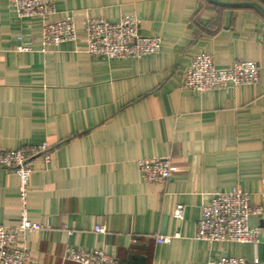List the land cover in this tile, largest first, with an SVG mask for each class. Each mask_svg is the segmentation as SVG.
<instances>
[{
  "label": "crops",
  "instance_id": "crops-1",
  "mask_svg": "<svg viewBox=\"0 0 264 264\" xmlns=\"http://www.w3.org/2000/svg\"><path fill=\"white\" fill-rule=\"evenodd\" d=\"M47 19L20 18L0 0V149L42 146L27 190L21 234L30 264H74L70 249L103 251L121 264H212L222 256L264 264L258 245L196 238L202 208L235 188L264 206V0H54ZM74 15L77 39L43 52V25ZM136 16L162 38L157 54L108 59L87 52V18ZM20 38L22 40H20ZM24 44L28 51H16ZM199 53L219 69L260 67L257 84L195 93L183 77ZM168 158L172 176L146 184L143 160ZM178 205L182 219L175 217ZM19 178L0 167V225L21 221ZM96 226L107 233L95 232ZM157 236L173 237L159 244Z\"/></svg>",
  "mask_w": 264,
  "mask_h": 264
},
{
  "label": "built area",
  "instance_id": "built-area-1",
  "mask_svg": "<svg viewBox=\"0 0 264 264\" xmlns=\"http://www.w3.org/2000/svg\"><path fill=\"white\" fill-rule=\"evenodd\" d=\"M20 18L41 17L44 20L56 13L54 0H14ZM87 52L94 57L108 59H141L157 54L162 47V38L145 36L141 33V22L136 16H124L118 23L104 19L85 20ZM77 39L74 15L57 22L43 25V52L50 46L56 47ZM20 40H22L20 38ZM24 44L16 51L25 52ZM260 80V67L253 61H239L229 69H219L210 55L199 53L183 77V87L195 93L229 89L231 87L257 84ZM50 153L42 146L21 150H1L0 167L12 170L19 178L20 196L23 202L21 221L17 226L0 225V264H30V251L20 242V235L49 230V223H37L29 219L27 190L34 172L35 160H50ZM171 160L157 158L141 162V177L146 184L165 183L172 176ZM264 206H254L251 196L235 188L230 192H215L210 202L203 206L197 225L196 238L207 242L237 243L258 245L262 242L261 227H252V216L262 217ZM184 207L178 205L175 217L182 219ZM95 232L107 233L105 227L96 226ZM173 237L157 236L159 244H169ZM68 259L74 264H121L103 251L89 252L70 249ZM212 264H259L258 261L243 257L222 256Z\"/></svg>",
  "mask_w": 264,
  "mask_h": 264
}]
</instances>
